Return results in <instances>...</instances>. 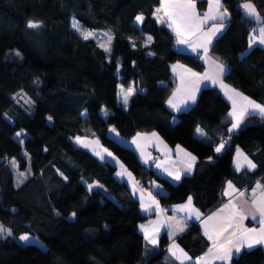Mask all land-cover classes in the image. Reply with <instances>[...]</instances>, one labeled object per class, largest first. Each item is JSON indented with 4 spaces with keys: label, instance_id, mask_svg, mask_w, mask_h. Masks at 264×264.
Listing matches in <instances>:
<instances>
[{
    "label": "trees",
    "instance_id": "obj_1",
    "mask_svg": "<svg viewBox=\"0 0 264 264\" xmlns=\"http://www.w3.org/2000/svg\"><path fill=\"white\" fill-rule=\"evenodd\" d=\"M238 1L221 0L229 24L209 51L227 67L225 82L264 104V47L248 46L253 23L235 8ZM159 2L0 0V223L11 230L0 236V264H163L166 237L160 238L158 251L143 255L139 225L150 214L116 176V165L78 144L77 136H83L84 145L97 137L142 185L158 181L164 189L156 192L161 204L191 197L202 213L216 207L224 199L225 181L235 178L231 162L237 146L254 158L252 177L264 183V117L249 115L228 132L229 104L214 86L202 87L188 109L174 113L165 105L174 87L170 62L197 70L203 63L195 53L173 46V32L153 16ZM253 2L264 13V3ZM196 3L203 9L206 0ZM139 13L144 20L136 24ZM71 16L88 29L111 32L110 57L94 38L84 40L73 30ZM29 20L42 27L28 29ZM130 82L137 90L123 107L117 86ZM18 93L30 103L18 101ZM103 107L109 109L106 116ZM197 126L204 136L195 134ZM109 128L123 138L155 132L170 146L193 152L198 161L191 174L172 180L141 163ZM18 131L24 133L22 141L14 137ZM224 137L226 147L215 153ZM13 162L26 172L20 181ZM109 231L116 239L105 243ZM24 233L42 245L24 242L22 250L17 248L16 239ZM200 238L192 226L178 240L195 253ZM236 264H264V254L258 246L243 249Z\"/></svg>",
    "mask_w": 264,
    "mask_h": 264
},
{
    "label": "crops",
    "instance_id": "obj_2",
    "mask_svg": "<svg viewBox=\"0 0 264 264\" xmlns=\"http://www.w3.org/2000/svg\"><path fill=\"white\" fill-rule=\"evenodd\" d=\"M208 3V0H206V5L203 9H199L196 3V12L199 16V19L194 22V25L181 28L180 30L183 32L182 36H178L176 32L177 23H179V21L175 18L170 19L167 15H165V11L161 5V0L159 4L154 7L153 16L159 24L166 26H168L170 23L172 24V27L169 28L173 32L174 36L173 46L181 51L195 53L203 63V68L201 70H197L180 61L170 62L169 66L174 80V87L167 96L165 105L171 111L177 113L179 111L170 108L167 103L169 98H172L174 92L176 93L175 100L177 101L186 100L190 94H194L196 102L199 91L202 87L214 86L219 89L221 95L229 104L227 111L228 116L229 113L234 111L233 100L229 99V96H232L236 101L235 112L236 115L239 116L246 107H248L249 111H251L248 101L244 100L243 97H247L248 100L255 101L257 104H264L247 96L245 93L241 92L239 89L223 80V75L226 72L227 67L210 53L209 48L211 44H207L208 36L210 35L209 29L212 28L213 25H219L221 21L211 19L205 20L204 16L206 13L209 16H218L219 13L224 12L226 8L222 6V2L220 6L216 5L214 7H210V4ZM173 7H177V5H169V8ZM158 8L161 9L159 12L156 11ZM158 17L164 20V23H161ZM228 19L229 12L227 11V15L222 21L224 24L222 32L229 24ZM262 26H264V23H253L251 25L248 33V46L250 39L255 36L256 42L254 44L264 47V45H261L258 42V31L255 33L253 32L254 28L258 29ZM218 35L219 34L216 36ZM216 36L212 37V41ZM180 39H184L188 41V43L180 44L178 43ZM192 46L196 47V51L192 50ZM205 47L207 48L206 52ZM217 63L224 65L225 72L223 74L219 73L216 67ZM189 69H191V72L188 71ZM192 73H197L198 75L193 76ZM206 76L210 77L211 79H205ZM213 80L216 82L213 83ZM221 85H226L227 87L225 88ZM125 86V90L129 87L134 88L135 91L137 90L132 82ZM233 90L235 91L233 92ZM226 92L228 95H225ZM236 93H239L240 95L237 96ZM119 101L123 107H127L128 104L125 106L121 100ZM194 103L189 100L187 107H184L183 109L190 108ZM252 115L262 117L259 114ZM248 116L249 115H246L244 117L243 123ZM229 118L230 124L228 125L227 130L231 127V123L233 121V117L229 116ZM172 121H177V117L173 116ZM197 128L202 129L203 133L205 134V131L201 126H197L195 128V134L198 137L204 136L196 131ZM110 129L112 128H109V134L116 138L120 143L132 149L141 163L151 167L155 172L165 175L172 180H176L174 179L176 175H180V177H182L184 175L191 174L196 162L198 161L197 156L193 152L189 151L180 144L170 146L155 132L139 131L133 134L131 137L123 138L117 135L116 131L112 132ZM153 133H155V135H153ZM93 137L90 138L92 139ZM97 140L98 141L95 146L99 150V154L105 158L107 157L108 160L116 165V176L117 172L123 173L122 177H117L125 181L130 194L137 199L142 212L150 214L149 217L139 225L140 231L143 235V255L146 258L150 257L155 251L159 250L160 238L165 236L166 243L163 246L160 257V260L163 264H205V262L206 264H236L240 252L243 249H250L247 246L249 241H245L244 243L240 242L241 233H243L245 229L254 228L257 231L249 233L248 235L253 238L259 237V229L261 227L259 223V214L256 213L257 219L253 220L251 218L250 212L254 210V206L252 204L253 200H264V183L260 181L258 176L252 177V174L257 168V163L254 158L241 147L237 146L234 150L231 166L235 173V178L225 181L222 189V194L224 197L223 201L209 212L202 213L201 210H199V208L193 203L192 199L191 205L181 210L180 206L187 205L189 197L181 202L173 204L159 203L156 192H164L162 185L156 180L148 181L143 185L140 184L134 173L125 165H123V163L113 154V152L105 147L99 141V139ZM133 140H135V143H133ZM220 143H222L221 140L215 144L214 151ZM105 149L107 151H105ZM237 149H239V155L237 153ZM109 152L112 153V156L108 155ZM215 153L217 152L215 151ZM98 157L101 156L98 155ZM192 157H195V160H193ZM245 157H247V160H251L252 163L256 165L255 169L250 170L248 168ZM237 165H240V167L237 168ZM229 183L231 184V187H229ZM258 184L260 187H257ZM142 204L143 209H148L147 211L142 209ZM197 212L199 213V219L196 218ZM241 215L244 216V219L239 218ZM209 217H212V219L210 220ZM230 222L232 227H228ZM170 225L172 227H170ZM192 226L196 227L198 234L201 237V244L198 247L199 251L195 253H192L187 247L183 246L181 241L178 240V237L185 233ZM181 228H183V231L179 230ZM225 229L227 230L225 231ZM145 231H147L151 237H155L157 240L155 245L150 243L149 240L145 239ZM109 232L111 238L107 241L106 239H102V241L105 243H109L116 239V236L113 235L111 231ZM221 233H223V235H220ZM209 236H211L212 239H209ZM227 240H231L232 245L239 247L240 251L236 252L235 247H231V258L229 260L216 259L215 253L217 251V245L223 242L224 247L229 248L230 245L227 243ZM257 246L261 248L264 254V244H253L251 248ZM210 249L212 250L211 252L209 251ZM173 253H175V255H173ZM201 257L204 259L201 260Z\"/></svg>",
    "mask_w": 264,
    "mask_h": 264
},
{
    "label": "snow or ice",
    "instance_id": "obj_3",
    "mask_svg": "<svg viewBox=\"0 0 264 264\" xmlns=\"http://www.w3.org/2000/svg\"><path fill=\"white\" fill-rule=\"evenodd\" d=\"M211 3H215L217 6L221 5V0H210V5ZM161 5L165 11V15H167L170 19L175 18L176 20L179 21V23H177V27H176V32L178 36H182L183 32L180 30L181 28H185L188 27L189 25H194V22L196 20L199 19V16L196 12V0H161ZM169 5H177V7H173V8H169ZM244 9L246 10V15L254 21L257 22H261L264 23V20H262V18L260 17L259 13L257 12L255 6L250 2H247L243 5ZM161 9H157L156 11L159 12ZM227 15V10L225 9L224 12L219 13V15H212L209 16L207 13L204 16L205 20L211 19V20H219L221 21V23L219 25H213L212 28L209 29V33L210 35L208 36V40H207V44H211L212 43V37L216 36L217 34H222V30L224 28V24L222 23V21L225 19ZM158 19L160 20L161 23H164V20L160 19L158 17ZM135 20L137 23H142L144 20L143 15H137L135 17ZM72 28L75 29L76 31L81 33V36L84 40H88L89 38L94 37V33L91 31H82L81 30V26L79 24L78 21H74L72 23ZM26 27L28 29H39L42 27V24L38 21H32L29 20L27 22ZM168 27H172V24H168ZM259 33V44L264 45V26L259 27L258 29H253V32H257ZM105 36L108 37V41L111 42L112 37L108 34L105 33ZM152 37L149 36L148 40L151 41ZM256 42V37L253 36L250 41H249V47H252L253 44ZM178 43L180 44H187L188 41L184 40V39H180L178 41ZM101 47H104V45H101ZM192 50L196 51V47L192 46ZM105 51H110V49L105 48ZM207 51V48L205 47V52ZM17 56H20V52L17 51L16 52ZM218 71L220 74H223L225 72V68L223 64L217 63L216 65ZM175 68V66H174ZM189 72H191V69L188 70ZM193 76L198 75L197 73H192ZM205 79H211L210 77H205ZM213 83H215L216 81L213 80ZM222 87H227L226 85H221ZM135 89L132 87H129L128 89H121V93H122V103L126 106L129 102V98L133 95ZM235 90H233L234 92ZM225 95H228V93L226 92ZM237 96H239V93H236ZM176 97V93H173L172 98H169V100L167 101L168 105L170 108H173L177 111H181L184 107H187L188 101H192L193 103L195 102V95L194 94H190L188 96V98L186 100H180L177 101L175 100ZM229 99L233 100V107H234V111L232 113H229V116L233 117V121L231 123V127L228 129L229 132H233L237 129H239L243 123L244 117L246 115H252V114H259L262 117H264V105L261 104H257L255 101H251L248 100L247 97H243L244 100L248 101V105L251 108V111H249V108L246 107L239 116L236 115L235 112V104L236 101L233 99L232 96L228 97ZM107 115V113H105ZM49 119H51V117H49ZM110 131L115 132V129H110ZM198 133H200L201 135H204L202 129L197 128L196 130ZM17 137L21 136L20 132L16 133ZM117 135H119L117 133ZM139 135V134H138ZM153 135H155V133H153ZM77 142H80L81 138L77 137L76 138ZM133 143H135V140H133ZM84 147H87L88 145H83ZM226 147V144L224 142L220 143L219 146L216 147L215 151L217 153H220L222 149H224ZM105 151H107L105 149ZM237 153L238 155L240 154L239 149H237ZM96 155H100L99 153H96ZM109 156H112V153H108ZM191 155V154H189ZM101 159H104L103 156L100 157ZM193 160H195V157H192ZM245 159L247 160V157H245ZM247 166L250 170H253L256 168V165L254 163H252L251 160H247ZM240 165H237V168H239ZM23 175V174H21ZM130 175V174H129ZM117 176L118 177H122L123 173L121 172H117ZM181 177L180 175H176L174 177V179L179 180ZM66 179V177H65ZM95 187V185H88V190L92 191L93 188ZM102 187V186H101ZM229 187H231V184L229 183ZM257 187H260V185L258 184ZM243 195V194H242ZM252 204L254 206V210L252 212H250L251 218L253 220L257 219V215L256 213L259 214V223L261 225L260 229H259V237L258 238H253L250 237L248 234L249 233H253L256 232L257 230L252 228V229H245L243 233H241L240 235V242L244 243L245 241H249L247 246L249 248H251L253 246V244H264V200H260V201H256L253 200ZM191 205V197H189L188 200V204L187 205H182L180 206L181 210H183L186 207H189ZM142 209H143V204L141 205ZM227 207V206H226ZM145 211H147L148 209H143ZM73 216H75V213H72ZM196 218L199 219V213L197 212L196 214ZM240 219H244V216H240ZM209 219L211 220L212 217H209ZM143 227V226H141ZM170 227H172L170 225ZM228 227H232L231 222L229 223ZM180 231H183V228L179 229ZM227 229H225L226 231ZM5 233H7V235H11V230L10 229H5L3 225H0V236H3ZM207 234V232H206ZM145 235V239L149 240L150 243H152L153 245H155L157 243V240L155 239V237H151L150 234L145 231L144 233ZM220 235H223V233H221ZM19 239L21 241H25L27 242L29 240V236L28 235H23L20 236ZM209 239H212L211 236H209ZM227 243L230 245L229 248H225L224 247V243L221 242L217 245V251L215 253V258L219 259V260H229L231 258V247H235V245H232V241L231 240H227ZM210 252L212 251L211 249L209 250ZM235 251L239 252L240 248L239 247H235ZM173 255H175V253H173ZM204 258L201 257V260H203ZM206 264V262H205Z\"/></svg>",
    "mask_w": 264,
    "mask_h": 264
},
{
    "label": "rangeland",
    "instance_id": "obj_4",
    "mask_svg": "<svg viewBox=\"0 0 264 264\" xmlns=\"http://www.w3.org/2000/svg\"><path fill=\"white\" fill-rule=\"evenodd\" d=\"M208 4H210V0H208ZM214 6H216V4L215 3H211V5H210V7H214ZM137 15H142L141 13H139V14H137ZM74 21H78L74 16H71V18H70V25H72V23L74 22ZM79 22V21H78ZM135 23L136 24H140V23H137L136 22V20H135ZM79 24H80V26H81V30L82 31H91V32H93L94 33V37H92V38H94L98 43H99V45L101 46V45H104V47H102L103 49H104V51H105V48H108V49H111V43L108 41V37L107 36H105L104 34L105 33H108L110 36H112V34H111V32L109 31V30H93V29H88V28H86V27H84L80 22H79ZM72 27V26H71ZM80 37H82L81 36V33L80 32H78V31H76L75 29H73ZM105 53L110 57V51H105ZM125 89L126 88V86L124 85V84H122V83H119V85H118V99L119 100H121L122 101V93H121V89ZM15 98L18 100V101H20V102H22V103H24V104H28V103H30V101H29V99L27 98V96L24 94V93H18V94H16L15 95ZM109 112V109H107V108H105V107H103L102 108V110H101V113L104 115V116H106V114L105 113H108ZM18 132H20L21 133V136H19V137H17V135H16V133L14 134V137L18 140V141H22V137H23V135H24V133L22 134V132L21 131H18ZM77 137H80L81 138V140H80V142H77V140H76V138ZM74 140L78 143V144H81V145H84V140H83V136H77ZM98 138L97 137H93L92 139L90 138L89 139V142H87V145L88 146H90L91 147V149L93 150V151H95V153H99V150L97 149V147L95 146V144H97V140ZM99 156H102V155H99ZM117 157V156H116ZM107 158V157H106ZM12 165H13V168H14V172H15V174H16V176H17V181H20L25 175H26V172L25 171H23V170H19L17 167H16V163H12ZM21 174H23V175H21ZM0 225H2L1 223H0ZM23 235H28L29 236V240L27 241V242H36V243H38V244H40V245H42V243L35 237V236H32V235H30V234H27V233H24V234H22V235H20V236H23ZM25 241H21L20 239H16V242H15V246L17 247V248H20L21 250H22V246H21V244L22 243H24ZM21 246V247H20ZM84 246H85V243H81V244H79V246H78V248L80 249V250H83L84 249ZM19 249V250H20Z\"/></svg>",
    "mask_w": 264,
    "mask_h": 264
},
{
    "label": "water",
    "instance_id": "obj_5",
    "mask_svg": "<svg viewBox=\"0 0 264 264\" xmlns=\"http://www.w3.org/2000/svg\"><path fill=\"white\" fill-rule=\"evenodd\" d=\"M263 3H264V0H261ZM249 2V0H240L236 3L235 5V8L238 9L240 11V14L242 16V18L252 22V23H256V24H259L261 22H257V21H254V20H251L247 15H246V10L244 9L243 5L245 3ZM250 2L255 6L257 12L259 13L260 17L262 18V20H264V13L261 12L257 6L255 5V3L253 2V0H250Z\"/></svg>",
    "mask_w": 264,
    "mask_h": 264
},
{
    "label": "built area",
    "instance_id": "obj_6",
    "mask_svg": "<svg viewBox=\"0 0 264 264\" xmlns=\"http://www.w3.org/2000/svg\"><path fill=\"white\" fill-rule=\"evenodd\" d=\"M221 142H225V137L221 139ZM141 184V183H140Z\"/></svg>",
    "mask_w": 264,
    "mask_h": 264
}]
</instances>
